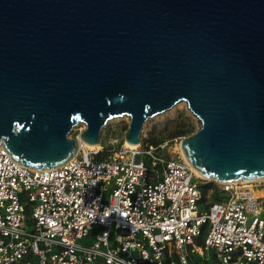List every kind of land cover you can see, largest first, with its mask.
Instances as JSON below:
<instances>
[{"label":"water","instance_id":"1","mask_svg":"<svg viewBox=\"0 0 264 264\" xmlns=\"http://www.w3.org/2000/svg\"><path fill=\"white\" fill-rule=\"evenodd\" d=\"M180 101L204 178H264V0H0V144L23 166L64 165L116 117L138 145Z\"/></svg>","mask_w":264,"mask_h":264},{"label":"built area","instance_id":"2","mask_svg":"<svg viewBox=\"0 0 264 264\" xmlns=\"http://www.w3.org/2000/svg\"><path fill=\"white\" fill-rule=\"evenodd\" d=\"M169 143L103 159L81 144L40 170L0 144V264H264V180H215L224 198L207 203Z\"/></svg>","mask_w":264,"mask_h":264},{"label":"rangeland","instance_id":"3","mask_svg":"<svg viewBox=\"0 0 264 264\" xmlns=\"http://www.w3.org/2000/svg\"><path fill=\"white\" fill-rule=\"evenodd\" d=\"M188 124L193 127L192 133H186L183 136L173 135L176 131V127L180 124ZM129 117L122 116L111 119L105 126L101 143L99 148L95 150H100L98 155L95 157L97 159H103L111 156L113 152L118 149L125 141V133L129 128ZM86 128L85 124L80 123L74 128L70 134L71 138L79 136L80 132ZM200 127V122L197 116H195L191 110L188 108V104L185 101H180L175 104L171 109L158 114L146 121L143 127V140L144 144L158 145L169 141L171 147L172 156H178L181 150L179 149L178 143L175 142L179 139L180 142L184 137L190 136L195 133ZM189 128V127H188ZM177 143V146H176ZM205 186V199L206 202H219L224 198V194L221 192L219 185L214 179H206ZM259 189H264V184H259ZM264 191V190H263Z\"/></svg>","mask_w":264,"mask_h":264},{"label":"trees","instance_id":"4","mask_svg":"<svg viewBox=\"0 0 264 264\" xmlns=\"http://www.w3.org/2000/svg\"><path fill=\"white\" fill-rule=\"evenodd\" d=\"M189 127V128H188ZM194 130H193V127L189 126L188 124H180L176 127V131L174 132L173 135H176V136H183V135H186V133H192ZM206 186H205V191H206ZM204 191V193H205ZM221 201V200H220Z\"/></svg>","mask_w":264,"mask_h":264},{"label":"bare ground","instance_id":"5","mask_svg":"<svg viewBox=\"0 0 264 264\" xmlns=\"http://www.w3.org/2000/svg\"><path fill=\"white\" fill-rule=\"evenodd\" d=\"M82 129H84V127H83ZM86 145H87V144H86ZM99 145H100V144H98V145H95V144H94V145H88V147H89L90 149L95 150V149L99 148ZM128 145H130L131 147L136 146V145H134V144H129V143H128ZM182 153H183V152H182ZM183 155H184V154H183ZM196 171H197V170H196ZM197 173H198V175L204 177L199 171H197ZM256 180H258V179H256ZM259 180H264V178L259 179ZM259 180H258V181H259ZM257 193H259V194H261V195H264V191H263V190L257 191Z\"/></svg>","mask_w":264,"mask_h":264}]
</instances>
